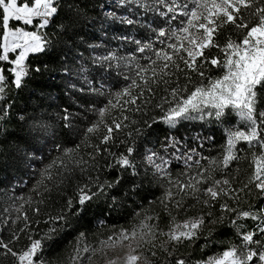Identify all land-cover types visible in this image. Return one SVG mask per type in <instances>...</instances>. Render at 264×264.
Instances as JSON below:
<instances>
[{
	"label": "trees",
	"instance_id": "trees-1",
	"mask_svg": "<svg viewBox=\"0 0 264 264\" xmlns=\"http://www.w3.org/2000/svg\"><path fill=\"white\" fill-rule=\"evenodd\" d=\"M202 1L53 0L42 48L16 79L6 36L20 23L0 0V264H22L34 244L42 264L84 263L120 237L137 240L146 264L264 256V77L259 140L230 106L211 120L168 118L264 19V0L230 20L193 19ZM192 39L201 49L190 55Z\"/></svg>",
	"mask_w": 264,
	"mask_h": 264
},
{
	"label": "rangeland",
	"instance_id": "rangeland-1",
	"mask_svg": "<svg viewBox=\"0 0 264 264\" xmlns=\"http://www.w3.org/2000/svg\"><path fill=\"white\" fill-rule=\"evenodd\" d=\"M18 0H6L4 2L7 21H15L18 24L12 27L9 24L6 36V57L11 53L15 58L12 61L16 79H19L24 71L25 59L31 52L42 48V29L54 11L53 0H35L33 5H19ZM246 0H203L199 10L190 12L193 19H206L212 23L216 16L232 18L231 8L236 10L240 3ZM207 37L212 33L213 27L203 25ZM21 35L28 37L22 43ZM201 36V35H200ZM208 39V38H207ZM206 39V40H207ZM208 41V40H207ZM190 55L200 52L197 39L190 42ZM224 74L213 84L196 90L184 103L174 108L169 119L182 114L186 118H200L211 120L220 115L227 106L233 107L241 121L249 126L247 139L259 140L255 113V87L264 77V19L261 25L252 28L245 38L237 45L231 46L224 61ZM0 80L2 74L0 73ZM264 117V112L262 113ZM257 163L256 179L260 180V164ZM264 183V179L259 181ZM186 228H195L196 222L184 225ZM40 250L39 244H34L30 249L19 256L22 264H42L36 259ZM79 264H146V258L139 250L135 238H118L116 242L107 240L98 247L94 256H90L84 263ZM198 264H252L250 261L240 259L234 250H227L218 257H211ZM253 264H264V256Z\"/></svg>",
	"mask_w": 264,
	"mask_h": 264
},
{
	"label": "built area",
	"instance_id": "built-area-1",
	"mask_svg": "<svg viewBox=\"0 0 264 264\" xmlns=\"http://www.w3.org/2000/svg\"><path fill=\"white\" fill-rule=\"evenodd\" d=\"M21 38H22V43H25L28 40V37L25 35H21ZM213 62L216 63L217 59H215ZM259 186H264V183H262V184L259 183Z\"/></svg>",
	"mask_w": 264,
	"mask_h": 264
}]
</instances>
